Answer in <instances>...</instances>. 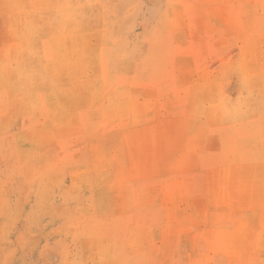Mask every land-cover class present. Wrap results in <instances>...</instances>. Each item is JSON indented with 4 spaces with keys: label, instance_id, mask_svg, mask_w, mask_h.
<instances>
[{
    "label": "rangeland",
    "instance_id": "374dc122",
    "mask_svg": "<svg viewBox=\"0 0 264 264\" xmlns=\"http://www.w3.org/2000/svg\"><path fill=\"white\" fill-rule=\"evenodd\" d=\"M0 264H264V0H0Z\"/></svg>",
    "mask_w": 264,
    "mask_h": 264
}]
</instances>
